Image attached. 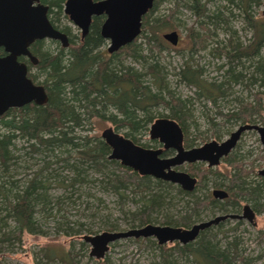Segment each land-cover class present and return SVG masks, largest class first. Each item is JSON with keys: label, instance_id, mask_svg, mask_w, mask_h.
<instances>
[{"label": "trees", "instance_id": "trees-1", "mask_svg": "<svg viewBox=\"0 0 264 264\" xmlns=\"http://www.w3.org/2000/svg\"><path fill=\"white\" fill-rule=\"evenodd\" d=\"M41 1L49 6L52 23H55L53 19L57 22L58 16L62 15L64 0ZM162 1H154L152 9L142 20L139 36L113 54L104 49L99 35L100 19L93 20L84 39L71 37L66 49L57 43H50L54 50L49 49L50 46L45 49L41 41L32 45L31 52L38 59V65L31 78L41 77L38 84L45 88L48 101L42 106L28 104L10 109L0 117V254L13 252L25 233L44 235L40 219L54 218V206L63 198L55 197L52 206L53 197L49 191L55 184L65 189L78 185L80 190L86 184L101 187L114 195L122 207L126 199H130L135 204L133 209L125 212L130 228L147 224L189 228L201 221V213L205 210L237 213L242 200L249 201L256 212L264 214V180L254 174L251 176L253 170L244 169L236 154L224 159L230 170L228 178L215 170L190 166L188 171L198 179V184L195 192L187 193L178 186L140 176L110 160V148L101 138L80 134L86 125L105 121L114 131L123 130L122 135L135 144L149 148V145L140 143L137 135L148 131L158 111L164 109L168 112L165 118L181 126L185 147L194 145L195 140L188 132L191 125L198 130L192 117V99L181 98L170 90L160 64L163 53L169 49L161 33L173 29V14L183 8L196 20L197 32L188 29L190 57L174 70L176 82L193 88L196 100L210 103L217 109L218 102L232 98L236 107L225 114L217 111L225 118V123L263 122L264 16L251 13L252 7H260L262 1L240 0L235 4L234 0H226L236 5L239 14L234 15L224 5L209 12L200 0H183L167 16L154 17ZM233 19H240L250 32L247 43H241L235 32H231ZM63 31L69 34L67 28ZM217 32H222L225 37L219 38ZM139 38L143 39L141 43H137ZM209 46L208 55L220 62L216 67L220 74L206 79L205 68L195 63L193 57ZM256 85L262 91L253 94L252 100L246 99L242 92L234 95L235 86H243L242 90L246 92L250 86ZM208 122L214 132L213 138L219 139L220 134H215L218 124L213 120ZM16 140L24 142L17 155ZM34 156L37 163L31 162ZM30 162L37 166L30 178L24 181L15 178V172L22 167L27 169ZM220 178L222 182L217 181ZM209 181L213 182V188L226 190L228 197L223 201L212 199L209 190L206 193ZM197 189H205L204 194L195 195ZM89 190L88 187L87 192ZM87 192L81 190L80 194L93 199L92 202L100 201ZM68 195L70 197L66 199H71L72 192ZM181 202V210L173 216L170 212ZM84 207L88 210L86 205ZM56 209L61 210L59 206ZM225 222L200 232L194 242L186 245L176 242L170 246L158 245L152 238L146 241L158 248L164 264H175L173 254L185 257L192 264H253L260 259L261 255L254 258L242 256L238 249L239 239L235 237L221 245L213 231L220 232ZM240 224L236 221L233 229ZM61 225L66 229L64 235L67 237L80 238L86 231L79 222L77 228L71 227L67 220ZM117 229L115 226L107 228L109 231ZM86 232L91 234L89 230ZM258 237L263 242L264 231L259 232ZM80 245L83 247L86 243L81 241ZM44 257L63 264H78L73 262L72 245L66 252H53ZM104 258L98 264H106ZM1 259L0 264H3ZM35 264L41 263L36 260Z\"/></svg>", "mask_w": 264, "mask_h": 264}, {"label": "rangeland", "instance_id": "rangeland-1", "mask_svg": "<svg viewBox=\"0 0 264 264\" xmlns=\"http://www.w3.org/2000/svg\"><path fill=\"white\" fill-rule=\"evenodd\" d=\"M183 0H164L159 4L157 11L154 13V17L168 15L169 12L174 8V6ZM185 1V0H184ZM260 7H252L251 13L252 15L262 14L263 3ZM201 3L205 4V7L209 12H213L217 9V6L224 5L226 6V10L233 13L234 15H238L239 11L236 9L237 3L240 0H234L235 4H230L226 2V0H200ZM183 8V7H182ZM225 10V11H226ZM226 11V12H227ZM172 21L174 23L173 29L164 30L161 34H165L171 31H176L178 33L179 42L173 47L168 42L167 45L169 49L163 53V59L161 61V66L164 68L166 73V80L169 83V88L175 94L180 96L181 98H190L192 101L190 102L193 107L192 117L197 122V129L191 125L188 129L190 134V138H194L197 140L196 144L202 145L205 142L213 140V130H210V120H213L218 126L216 127V133L220 134L218 141L225 140L231 132H233L240 123H225V118L217 114V111H220L222 114L227 113L234 106V102L232 98H227L224 102H218V108L216 106L211 105L210 103H206L203 101H198L194 98V89L190 87H186L184 85L178 84L175 80L174 70H177L183 62L188 59L189 51L187 49V34L188 29L193 28L195 32H197L196 20L193 15L186 9H179V13L173 14ZM57 24L60 28H68L70 31L71 37L74 35H78V29L73 26V24L62 14L58 16ZM231 32H235V36L240 39L241 43H247L246 40L250 38V32L245 29L244 25L241 23L240 19H233L230 23ZM219 38H224L225 35L222 32H217ZM228 35V34H227ZM143 39L139 38L137 43H141ZM49 49L54 50V45L50 44L46 41L44 47L45 49L48 47ZM207 49L200 51L197 55H194L193 60L195 63H199L206 70L205 78H216L218 73L216 71V67L220 64L215 59H212L208 55ZM105 49V48H104ZM128 65H132L131 61H127ZM136 67V66H135ZM31 73L34 74L35 70L31 68ZM41 77H37L35 79V83H40ZM243 86H235L233 91L234 95L241 93L246 99H253V94L257 92H261L262 89L258 87V85L250 86L247 91H243ZM236 92V94H235ZM243 97V98H244ZM205 110V112H204ZM168 115V112L164 109H160L158 111V115L155 118H162ZM261 120H257L255 123L251 124H259L264 125V100L261 111ZM112 127L111 124L105 121H94L90 125H86L84 130H81L80 134L96 136L101 138V133L104 129ZM118 133L122 134L124 131L119 130ZM137 138L140 139V143L155 146L154 141L149 139L148 131L142 132L140 135H137ZM16 151L24 146V142L21 140H16L15 142ZM19 152H16V155ZM236 154L237 158L244 169L253 170V173L256 175V172L264 167V149L259 141V135L254 131H248L240 139V142L237 145L236 150L233 152ZM239 156V157H238ZM37 163V157H33V161ZM28 163L29 166L19 168L15 172V178H21V181L30 178V174L37 168L36 165ZM218 168L219 174L222 177L228 178V173L230 172L229 167L226 163L222 162L216 169ZM213 169V170H216ZM66 172L63 176H65ZM65 178V177H64ZM219 177H217L218 179ZM209 180V179H208ZM222 182L223 180L220 178L217 180ZM213 182L209 181L207 183V191L211 192L213 189ZM88 187L90 190L88 191L90 194H94L100 201H93V199L85 198V195L80 194L81 190L87 192ZM78 187V185L65 189L64 186L59 184L52 185L50 188V194L52 195V206L55 203V197H63L60 198L59 204L54 206L52 214L54 218L40 219L41 223V232L44 235H30L23 234L21 244L15 246L13 252H6L4 254H0L1 262L3 264H35V261H39L41 264H63L58 260H47L44 257L45 254H49L50 256L53 252H66L69 249V246L72 245L73 251V262L78 264H98L99 260H95L94 258L89 256L90 246L86 244L85 246H81L80 242L82 241L80 238L75 237H67L64 235L66 229L62 227V223L64 221H68L70 226L73 228L78 227V222L83 224V228L87 231L91 232L90 235L99 234L102 232H114L109 231L107 228L111 226H115L118 229L115 231H125L131 229L128 223V215L125 213L128 209H133L135 204L130 200L126 199L123 203V207L121 202L115 198L110 192L102 189L101 187L93 186L91 184H86L82 188ZM72 192L71 199L68 195ZM87 192V193H88ZM204 194L205 189H197V193ZM78 195H83V197H77ZM79 198V199H78ZM72 200H75L74 203ZM84 201V202H83ZM85 203V204H84ZM87 203V204H86ZM182 202L177 205L170 213L173 216L181 210ZM244 204H252L249 201L242 200L240 206ZM88 207V210H85L84 206ZM59 206L61 210L58 212L56 207ZM241 213V208L239 210ZM220 214V212L211 213L206 210L201 213V221H207L214 216ZM200 221V222H201ZM197 223V222H196ZM235 221L227 220L221 231H217L214 229L213 233L217 235V240L221 241V245H223L230 238L239 239V253L247 258H254L256 256L261 255L260 259H257L253 264H264V241H259L258 233L264 231V215L256 214L255 224L250 225L246 221H242L241 224L236 228H234ZM195 224V223H194ZM155 225V224H154ZM193 225V224H192ZM232 229V230H231ZM84 231L83 235H89L88 232ZM81 235V236H83ZM155 241V240H154ZM156 242V241H155ZM168 246L172 244H166ZM158 246V245H156ZM107 259L106 264H164L163 259L161 257L160 251L155 247L152 243L146 241V239H123L118 240L112 243L109 247L108 252L105 254V258ZM172 259L175 264H192L191 261L186 260L185 257H180L177 254H173Z\"/></svg>", "mask_w": 264, "mask_h": 264}, {"label": "water", "instance_id": "water-1", "mask_svg": "<svg viewBox=\"0 0 264 264\" xmlns=\"http://www.w3.org/2000/svg\"><path fill=\"white\" fill-rule=\"evenodd\" d=\"M154 0H67L64 13L72 23L81 29L82 36L88 31L91 17L106 15L100 34L110 42L107 52L112 54L132 43L141 32L142 17L152 8ZM38 0H0V117L10 109H19L28 104L42 106L48 97L42 85H37L27 77L26 65L17 59L27 56L33 63L36 58L28 51L35 40L45 38L58 40L63 47L68 46L65 34L56 30L47 18L48 7L37 4ZM262 15L264 16V3ZM162 38L172 46L178 43V33L171 31ZM255 131L264 147V125H240L223 142L210 141L198 148L185 150L182 145L183 134L177 122L169 118H157L149 128V139L157 140L164 149H174L175 155L162 158V150L149 149L135 144L112 127L104 129L101 139L110 148L108 158L119 162L140 176L178 185L183 191L191 192L196 180L187 173L173 168L183 163L207 162L209 166L219 163L235 147L241 134ZM264 176V168L259 172ZM215 199L227 197L224 190L212 191ZM253 213L248 205L243 207L242 216L234 214L219 215L205 222L193 224L189 228L147 224L125 231L102 232L95 235H83L80 239L90 246L89 256L95 260L105 257L112 243L123 239L152 238L158 245L178 243L186 245L194 242L200 232L217 226L227 219L246 218L252 222Z\"/></svg>", "mask_w": 264, "mask_h": 264}, {"label": "flooded vegetation", "instance_id": "flooded-vegetation-1", "mask_svg": "<svg viewBox=\"0 0 264 264\" xmlns=\"http://www.w3.org/2000/svg\"><path fill=\"white\" fill-rule=\"evenodd\" d=\"M67 0H64L63 2H62V4H61V14H63L68 20H69V17L64 13V5H65V2H66ZM93 2H99V1H102V0H92ZM155 1V0H154ZM154 1H153V4H154ZM41 4V5H44V6H47L48 7V12H47V18H48V20H49V22H50V24L52 25V27H54L56 30H58V31H60V32H62L63 34H65L66 35V37H67V39H68V46L67 47H63L62 46V44H61V42L60 41H58V40H52V39H48V38H45V39H42V40H35L33 43H31L30 45H29V47H28V51L30 52V54L33 56V57H35L33 54H32V52H31V47H32V45L35 43V42H39V41H41V42H44V45H45V43H46V41L47 42H49V43H57L61 48H68L69 47V45H70V38H71V35H70V31L68 30V32H69V34L68 33H66V32H64L63 30L65 29V28H60L59 26H58V24H57V22L56 21H54V19H53V22H55V23H52V16L50 15V8H49V6L48 5H46V4H44L41 0H38V2H35L34 3V5H37V4ZM152 7H153V5H152ZM152 9V8H151ZM150 9V10H151ZM149 10V11H150ZM149 11L142 17V20H143V18L149 13ZM94 19H100V24H99V35H100V37H101V39L103 40V42H104V48H105V50H106V52H107V48L110 46V42L107 40V39H104L102 36H101V34H100V29H101V26H102V24H103V22H104V20L106 19V15L105 14H101V15H99V16H92L91 17V21H90V25H89V28H88V31H87V33L85 34V35H83L82 36V32H81V29L80 28H78L77 26H75L73 23H72V21H70L72 24H73V26L74 27H76L77 29H78V35H74V36H76V37H78L79 39H84L85 38V36L88 34V32H89V29H90V26H91V24H92V22H93V20ZM68 29V28H67ZM141 30H142V23H141ZM73 37V36H72ZM178 40H179V38H178ZM179 42V41H178ZM178 44V43H177ZM172 46V45H171ZM173 47H175V46H173ZM119 51V50H118ZM108 53V52H107ZM115 53V52H114ZM109 54V53H108ZM113 54V53H112ZM0 56H4V52H3V49L2 48H0ZM36 58V57H35ZM20 63H23V64H25L26 65V68H27V77L28 78H30L31 80H32V82L34 83V84H37V83H35V80H33L32 78H31V76H32V73H31V68L32 69H34L35 70V67L38 65V59L36 58V63H33L27 56H20V57H18V59H17ZM37 85H41V84H37ZM45 89V88H44ZM154 122V121H153ZM152 122V123H153ZM176 122V121H175ZM151 123V124H152ZM151 124H150V126H151ZM245 124H251V123H245ZM179 125V124H178ZM240 125H243V124H240ZM239 125V126H240ZM259 125V124H258ZM150 126H149V128H150ZM180 126V125H179ZM238 126V127H239ZM237 127V128H238ZM180 128H181V126H180ZM236 128V129H237ZM235 129V130H236ZM234 130V131H235ZM181 131H182V128H181ZM233 131V132H234ZM248 132V131H247ZM255 132V131H254ZM232 133V132H231ZM230 133V134H231ZM246 132H243L242 134H241V136H240V138H239V140L237 141V143H236V145H235V147L229 152V154L227 155V156H224V157H222V158H220V160H219V163L217 164V165H214V166H209V164L207 163V162H200V161H197V162H194V163H183V164H181L180 166H177V167H174L173 169L175 170V171H181V172H185V173H187L191 178H194L195 180H196V184H195V187H194V189L191 191V192H195V190H196V187H197V184H198V179L195 177V176H193V174H191L189 171H188V168L191 166V167H193V168H197V167H199V166H202V167H204V168H206V169H210V170H213V169H216V167H218L222 162H224V159L225 158H227V157H229L231 154H233V152L236 150V148H237V145H238V143L240 142V139H241V137L243 136V134H245ZM182 134H183V139H182V145H183V148L185 149V150H189V149H192V148H198V147H201L202 145H204L205 143H207V142H205V143H203L202 145H196V144H198L197 143V140H195V142H194V145L193 146H191V147H185V145H184V132L182 131ZM230 134H229V136H230ZM148 135H149V129H148ZM228 136V137H229ZM227 137V138H228ZM226 138V139H227ZM129 139V138H128ZM225 139V140H226ZM151 140V139H150ZM213 140L214 141H216V142H218V143H220V142H223V141H225V140H223V141H218L219 139H215V138H213ZM213 140H210V141H213ZM151 141H154V144H155V146L153 147V146H150L149 145V149H160V150H162V154L160 155V157H162V158H170V157H173L174 155H175V150L174 149H171V148H168V149H164L163 148V146H162V144H160L157 140H151ZM210 141H208V142H210ZM259 141H260V139H259ZM261 143V142H260ZM138 145V144H137ZM261 145H262V143H261ZM140 146V145H139ZM141 147H143V146H141ZM144 148H147V147H144ZM262 148L264 149V147H263V145H262ZM225 163V162H224ZM264 168V167H263ZM262 168V169H263ZM262 169H260V170H258L257 172H256V176L259 178V179H263L264 180V176H262V175H259V172L262 170ZM215 171H218L219 172V170H218V168L215 170ZM162 181V180H161ZM163 182H165V181H163ZM166 183H168V182H166ZM170 184H172V183H170ZM173 185H175V184H173ZM175 186H178V185H175ZM179 187V186H178ZM180 188V187H179ZM181 189V188H180ZM215 189H219V190H224L223 188H213L212 190H211V192H210V195H211V197H212V199H214V200H218V199H215L213 196H212V191L213 190H215ZM182 190V189H181ZM183 191V190H182ZM225 192H226V190H224ZM184 192H186V191H184ZM191 192H187V193H191ZM227 193V192H226ZM227 197H228V193H227ZM226 197V198H227ZM225 198V199H226ZM225 199H222V200H218V201H223V200H225ZM245 205H248L249 207H250V209H251V211H252V213H253V215H254V217H253V220H252V222H248V220L246 219V218H241V219H234L233 221H238V222H242L243 220L244 221H246L247 223H249L250 225H253V224H255V218H256V214H263L262 212H256L255 211V209L253 208V206H251V205H249V204H244L243 206H241L240 208H241V213H239V210H238V212L237 213H234V215H237V216H242V214H243V207L245 206ZM225 214H232V213H225ZM225 214H222V213H220V214H218V215H216V216H219V215H225ZM264 215V214H263ZM216 216H214V217H216ZM213 217V218H214ZM213 218H211V219H213ZM210 220V219H209ZM227 220H231V219H227ZM227 220H225V221H227ZM208 221V220H207ZM225 221H223V222H225ZM201 222H205V221H201ZM223 222H220V223H223ZM197 223H199V222H197ZM219 223V224H220ZM196 224V223H195ZM218 224V225H219Z\"/></svg>", "mask_w": 264, "mask_h": 264}]
</instances>
